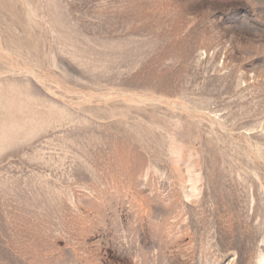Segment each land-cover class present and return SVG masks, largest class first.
<instances>
[{
	"label": "rangeland",
	"instance_id": "1",
	"mask_svg": "<svg viewBox=\"0 0 264 264\" xmlns=\"http://www.w3.org/2000/svg\"><path fill=\"white\" fill-rule=\"evenodd\" d=\"M0 264H264V0H0Z\"/></svg>",
	"mask_w": 264,
	"mask_h": 264
}]
</instances>
